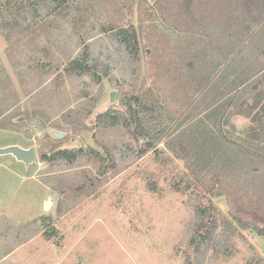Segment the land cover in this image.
<instances>
[{"label": "rangeland", "instance_id": "rangeland-1", "mask_svg": "<svg viewBox=\"0 0 264 264\" xmlns=\"http://www.w3.org/2000/svg\"><path fill=\"white\" fill-rule=\"evenodd\" d=\"M112 10L108 2L97 0L90 8L71 9L50 18L44 11V24L38 30L29 28L19 39L15 35L10 46L0 32V146L36 145L39 156L28 169L10 155L0 156V214L53 215L58 228L52 237L63 248L47 260L32 257L35 263L187 264L185 252H192L188 240L194 221L190 200L199 197L207 204L209 198L198 194L202 191L198 186L188 194L174 189L171 183L179 178L182 161L165 166L152 150L139 157L140 141L123 127L102 128L97 122L98 114L111 107L124 109L122 91L146 89L153 80L150 57L142 53V65L133 78L119 42L101 30L103 22L111 21ZM125 12L135 22V11ZM84 41L90 44V58L112 66L110 77L101 83L89 73L79 79L65 71L69 60L83 52ZM145 50L151 52L148 47ZM40 62L52 68L42 70ZM112 91H117L116 100L108 102ZM49 128L66 136L56 139ZM226 128L252 141L262 137L257 124L242 114L234 115ZM59 149H81L83 153L71 165L65 159H41L44 150L52 155ZM92 149L102 155L94 156ZM106 149L117 162L103 171L101 157L107 155ZM261 168L260 163L250 165L239 174L258 189L264 178ZM33 174L38 181L48 182L53 194L59 193L56 212L53 197L49 213L44 211L46 186L31 179ZM152 181L158 185L156 191ZM210 199L227 212L223 194ZM251 245L264 257V236L242 229L233 254L207 258L205 264H246L253 252Z\"/></svg>", "mask_w": 264, "mask_h": 264}, {"label": "trees", "instance_id": "trees-1", "mask_svg": "<svg viewBox=\"0 0 264 264\" xmlns=\"http://www.w3.org/2000/svg\"><path fill=\"white\" fill-rule=\"evenodd\" d=\"M95 1L0 0V32L10 46L15 35L19 39L29 28L38 30L47 16L90 8ZM102 1L113 10L111 21L103 22L101 30L119 42L133 78L142 65V53L150 57L154 72L146 89L122 91L124 109L101 112L98 125L123 127L141 142L139 157L152 150L165 166L182 161L183 170L171 183L174 189L188 194L198 186L203 191L198 194L209 198L207 204L199 197L190 200L194 221L188 240L192 252H185L186 263L205 264L207 258L230 256L242 229L264 236V178L257 189L239 174L240 169L258 163L260 170L264 168V0ZM125 10L135 11V22ZM83 43V52L69 60L65 71L79 79L89 73L101 83L110 77L112 66L90 58V44ZM146 47L151 49L149 54ZM49 65L40 62L39 66L47 70ZM237 114L257 124L260 140L226 128ZM108 151L101 157L103 171L117 162ZM82 153L59 149L49 155L44 150L41 159L60 158L71 165ZM150 183L156 191L158 185ZM222 194L226 213L210 199ZM252 248L246 264H264V257Z\"/></svg>", "mask_w": 264, "mask_h": 264}, {"label": "crops", "instance_id": "crops-1", "mask_svg": "<svg viewBox=\"0 0 264 264\" xmlns=\"http://www.w3.org/2000/svg\"><path fill=\"white\" fill-rule=\"evenodd\" d=\"M31 179L45 184L47 196L44 211L50 209V199L54 196L52 186L48 182L38 181L35 175ZM53 194V196H52ZM49 213V212H48ZM62 220V219H60ZM53 215H42L35 218H22L9 215L5 211L0 214V264H40L32 257H53L63 244H57L52 236L56 234ZM61 253V252H60ZM45 260V261H46ZM46 264H49L46 262Z\"/></svg>", "mask_w": 264, "mask_h": 264}, {"label": "water", "instance_id": "water-1", "mask_svg": "<svg viewBox=\"0 0 264 264\" xmlns=\"http://www.w3.org/2000/svg\"><path fill=\"white\" fill-rule=\"evenodd\" d=\"M117 91H112L108 95V102H114L116 100ZM19 121L23 120V117L18 119ZM40 123L42 127H46V122L40 119ZM50 134L56 139H62L66 136V133L62 131H57L54 128L48 129ZM1 155H10L14 158L18 163L23 164L27 169L30 168L31 165L35 164L38 161V151L36 145L25 146L22 143H10L3 146H0V156ZM58 196L59 193H55L53 200L54 212H56L57 204H58Z\"/></svg>", "mask_w": 264, "mask_h": 264}, {"label": "flooded vegetation", "instance_id": "flooded-vegetation-1", "mask_svg": "<svg viewBox=\"0 0 264 264\" xmlns=\"http://www.w3.org/2000/svg\"><path fill=\"white\" fill-rule=\"evenodd\" d=\"M70 150V149H69Z\"/></svg>", "mask_w": 264, "mask_h": 264}]
</instances>
